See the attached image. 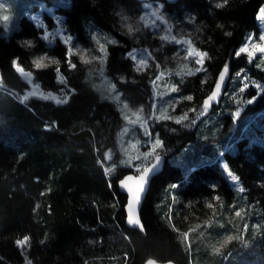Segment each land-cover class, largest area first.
I'll list each match as a JSON object with an SVG mask.
<instances>
[{
	"label": "trees",
	"instance_id": "obj_1",
	"mask_svg": "<svg viewBox=\"0 0 264 264\" xmlns=\"http://www.w3.org/2000/svg\"><path fill=\"white\" fill-rule=\"evenodd\" d=\"M223 2L166 3V13L192 27L196 48L207 53L201 72L174 78L177 95L193 97L184 99L178 111L203 109L225 65L232 75L252 67L247 56L236 58L234 53L247 32L257 29L264 0H228L217 7ZM58 4L57 12L74 43L91 46L97 28L116 37L108 44L107 74L129 105L150 112L155 82L173 46H164L148 30L137 35L118 30L121 12L137 15L141 2L65 0ZM189 15L194 17L191 24L186 20ZM42 31L25 15L11 35L0 25V264H144L149 258L177 264H264V144L251 145L248 133L250 125L264 116V91L237 118L236 127L227 100L234 89L231 78L221 103L202 110L196 126L193 122L187 129L167 120L166 128L161 124L153 128L168 158L185 150L195 153L189 163L168 159L152 180L141 213L144 230H139L127 224V196L120 191L119 181L133 172L120 164L117 149L124 125L122 111L96 89L89 65L77 54L69 58V47L60 39L48 46ZM141 46L149 47L156 60L137 71L128 52ZM45 54L47 66L37 69L34 59ZM15 59L44 88L59 91L68 86L67 102L23 101L21 95L29 86L20 77ZM53 59L58 63H51ZM69 59L75 67L69 66ZM56 68L66 83L59 82ZM255 72L264 81V70ZM208 121L209 131L200 127ZM203 140L207 145L200 148ZM217 142L220 152L214 161L205 160ZM109 150L115 156L108 160ZM222 160L240 178L242 191H236L227 178ZM110 165H116L111 173ZM214 218L239 237L219 252L215 249L226 233L221 234L223 229ZM24 236L30 239L21 248L16 241Z\"/></svg>",
	"mask_w": 264,
	"mask_h": 264
},
{
	"label": "rangeland",
	"instance_id": "obj_2",
	"mask_svg": "<svg viewBox=\"0 0 264 264\" xmlns=\"http://www.w3.org/2000/svg\"><path fill=\"white\" fill-rule=\"evenodd\" d=\"M63 1L65 0H0V25L3 26L6 35H11L13 31L20 26V19L23 15H25L43 30L41 36L46 41L48 46H52L57 39H60L72 50V55H79L81 59L89 65L91 79L93 80L96 89L103 97L117 103L122 111L124 116V125L120 131L117 145V149L121 154L120 164L130 167L132 171L137 174V168L147 167L154 160V155L161 152L166 154V147L163 140L160 138L159 133L153 129L156 125L161 124L166 128L168 125L164 124V121L173 120L176 124H179L184 128L191 129L193 122H195V126L199 123L201 116L200 113L203 112V109L191 107L186 110L178 111V107L180 109L183 108L180 103L183 102L184 98L182 99L181 96L177 95L178 91H172L173 86L177 87L174 80L176 76L195 74L201 72L204 68L205 58L203 59L202 65L194 62L195 59L198 58L196 57L195 52L202 51L196 48L192 39V27L175 17L169 16L166 13V2L164 0H148L141 2L142 11L137 15L128 14L124 11L121 12L120 25L118 28L120 32L137 35L143 30H148L152 38H159L164 46H173V49L170 51L171 53L164 57H168V60H165L162 63V68L159 74L160 77L158 81L155 82L154 105L151 111L148 112L141 106L133 107L129 105V103L123 98L122 93L118 90V86L115 81H113L107 74L106 64L108 44L116 42V37L104 29L97 28V30L93 33L94 42L91 46L86 47L79 43H74L73 37L69 36L67 33L64 25V17L57 12L59 5L58 2ZM262 6H264V4ZM4 16H8L9 19L4 21ZM49 17L52 19V23L49 22ZM186 20L188 24H191L194 21V17L189 15ZM257 21V29L247 32L243 42L237 48L236 52H238L245 43L249 44L250 50L253 44L264 43V41L259 40V36L264 35V21L260 20L258 15ZM173 37H175V39H173ZM181 41H190V43H180ZM189 49L194 50L193 56H189ZM130 53H133L134 56H130ZM128 55L132 59L135 68L137 69V67H139L140 70L145 69L152 61L156 60V56L152 53L149 47L141 46L132 48L128 52ZM243 55L248 57L249 53H242L240 56ZM97 57H100V59H97ZM41 58H43V64L49 59V57L45 54L40 57H36L34 61L40 60ZM141 60H144L145 64H139V61ZM16 62H18L19 68L23 69V72L17 70L20 77L27 82L29 86L28 89L21 95V99L23 101H28L32 98L43 99V97L48 94L58 97L61 101L65 99L68 100V86L61 88L59 91L48 90L42 86L31 71L24 69L17 59L14 60L16 69ZM250 63L254 69L251 66L242 67L236 73H233L234 75H232V78H234V81L232 87L234 89L232 91L229 90L230 92L227 96L228 102L233 107L231 112L235 127L237 126V118L241 115L245 108L249 105H253L259 95L263 92L261 89H257L255 87L256 84L264 87V81L257 75L255 70H264V53L257 52L254 56H252ZM197 69L202 70L197 71ZM60 77H63L62 73L58 74L59 82ZM245 84H247L248 87L243 93H241L240 89L243 88ZM0 87H2L1 73ZM70 91H72V89H70ZM29 93H33V95H29ZM25 96H28L27 100L23 99ZM253 96H255L256 99L251 104L247 103V101L251 100ZM237 112L240 113L239 116L236 115ZM185 113H187V119H182L180 123H177L175 118L183 117ZM259 114L261 115V112ZM165 116L174 118L165 119ZM247 117H251V114L248 113ZM134 121L136 123H133ZM209 125V121L200 123V127L208 131L210 130L209 128H212L211 126L208 128ZM175 129L176 128H174L173 131ZM146 131L150 135H146ZM228 131L229 129L226 132ZM248 133L249 139L252 137L249 140L251 145L254 143L264 144V116L259 121L250 125V131ZM155 138H159L163 142V147L161 149H157L155 153H152L151 143ZM222 141H224L223 138ZM205 142H207V140H203L200 148L206 147L207 143ZM218 144L219 142L210 146L209 151L205 154V160L214 161L217 154L220 152ZM146 153L147 155H145ZM180 153L181 152L177 154ZM194 153L195 152L185 150L180 156H171L168 159L169 162L177 161V163H189L191 162ZM106 156L108 160L114 157V150H109ZM137 157H139V160ZM129 161L130 163H128ZM225 163L226 162L224 160L221 161V165L224 169ZM109 168L114 171L116 165H110L108 169ZM229 172L231 175L236 177H238V175L228 167L225 169V174L235 190L238 192L242 191L243 186L240 178L238 177V180H233L231 175H229ZM237 212H240L239 208L235 209V214ZM214 220L215 222L219 220L217 225H220L223 229L221 234L223 235L226 233L218 243V248L223 249L231 244L233 239L226 244L224 241L227 237L232 236L233 234L228 228L223 226L221 219L214 218ZM221 245H223V247H221Z\"/></svg>",
	"mask_w": 264,
	"mask_h": 264
},
{
	"label": "snow or ice",
	"instance_id": "obj_3",
	"mask_svg": "<svg viewBox=\"0 0 264 264\" xmlns=\"http://www.w3.org/2000/svg\"><path fill=\"white\" fill-rule=\"evenodd\" d=\"M227 3H228V0H224L223 4H218L217 7H223ZM258 18L260 20L264 21V6H262L259 9ZM8 19H9L8 16H4L3 17L4 21H7ZM229 35H230V33H229ZM173 39H175V37H173ZM259 40L260 41H264V35H260L259 36ZM180 43H190V41H181ZM102 51H103V49H102ZM257 52L258 53H264V43H255V44H253L251 46V50L249 48V44L245 43L243 45V47H241L239 49L238 52L234 53V55L236 57H239L242 53H249L248 59L251 60L252 56H254ZM193 54H194V50L189 49V56H193ZM67 55H68L69 58L72 55V50L70 48L68 49ZM129 55L130 56H134L133 53H130ZM195 55L198 58H196L194 62L196 64L202 65L203 64V59L207 56V53H205V52H195ZM42 59L43 58H41L40 60H37V61L34 62L35 63V67L37 69L47 66V65L42 63ZM97 59H100V57H97ZM16 63H17V70L20 71V72H23V69L19 68L18 62H16ZM51 63L55 64V63H58V62L53 59V60H51ZM68 64H69L70 67H75V65L71 64V60L70 59L68 60ZM139 64L143 65V64H145V61L141 60V61H139ZM136 70L139 71L140 68L137 67ZM200 70H202V69H197V71H200ZM59 71H60V69L56 68V72L59 73ZM228 72H229V66L225 65L223 71L220 72V74H219V82L215 86L216 90L213 91L211 93V95H209L207 97V99L203 102V110L204 111H206L211 106V102L214 101L218 97V95L220 93V90H221V87H222V84H223V82L225 80V77L228 74ZM26 75H30V74H26ZM237 75H239V74H237ZM60 82L61 83H66L63 77H60ZM247 87H248V85L245 84L244 87L240 89V92L243 93L244 90ZM255 87L257 89H261V91H264V87H262L259 84H256ZM178 90L179 89L177 87H175V86L172 87V91H178ZM29 95H33V93H29ZM23 99L27 100L28 96H25ZM43 99H45V100H55L56 103H58V104L67 102L66 99L61 101L58 97H55V96H53L51 94H48V95L44 96ZM184 99H186L188 101H191L193 99V97L192 96H187V97H184ZM255 99H256V97L253 96L251 100L247 101V103L251 104ZM236 115L239 116L240 113L237 112ZM164 118L165 119H173L174 117L165 116ZM175 119H176L177 123H180V121L182 119H187V113H185V115L183 117L175 118ZM133 123H136V122L134 121ZM145 134L146 135H150L149 133H147V131L145 132ZM162 147H163V142L159 138H155L152 141V143H151L152 153H155L157 149H161ZM145 155H147V153ZM160 158H161L160 155H158V154L154 155V159H155L156 163L153 164L151 167H143V168H139L138 167L137 168V174L129 175V176H127L124 179L119 181L120 186L127 191V193L129 194V197H130L128 205H127V207H128V215H127L128 223L133 224V225H137L141 230H143V224L140 222L138 217L134 214L133 209H134L135 206L139 205V203L141 201L142 194L145 192L146 186L148 185L149 176L153 172V170L158 166V164L160 162ZM137 159L139 160V157H137ZM128 163H130V161ZM224 167H225V169H227V167H228L227 164H225ZM107 171L111 172V171H113V169L109 168V169H107ZM229 175H231L230 172H229ZM231 178L233 180H238L239 179L238 177H236L234 175H231ZM172 187L175 188V185H173ZM217 199H218V197H217ZM209 207H212V205L210 204ZM236 215L239 216L240 212H237ZM187 235H188V233H184L183 234L184 237H187ZM238 238L239 237L229 236V237H227L225 239L224 243L226 244V243L230 242L232 239H238ZM29 239L30 238L28 236H24L23 239H18L16 241V244L19 245L21 248H23L29 242ZM221 247H223V245H221ZM219 250H220L219 248L215 249V251H217V252H219ZM28 264H31V261H29ZM147 264H156V262L154 260L149 259L147 261Z\"/></svg>",
	"mask_w": 264,
	"mask_h": 264
},
{
	"label": "water",
	"instance_id": "obj_4",
	"mask_svg": "<svg viewBox=\"0 0 264 264\" xmlns=\"http://www.w3.org/2000/svg\"><path fill=\"white\" fill-rule=\"evenodd\" d=\"M137 1H139V2H144V1H148V0H137ZM164 1H165L166 3H176L178 0H164ZM223 69H224V68H223ZM223 69H222L220 72H222ZM219 74H220V73H219ZM219 74H218V77H217V79H216V81H215V83H214V86H213L211 92L205 97L204 101L207 99V97H208L209 95H211V93H212L213 91L216 90L215 86H216V84L219 82ZM231 78H232V70H231V67L229 66V72H228V74H227L226 77H225V80H224V82H223V84H222V87H221L220 93H219L218 97H217L214 101L211 102V106L208 108V110H211V109L213 108V106H215V105H219V104L221 103V101H222L223 97L225 96V93H226V91H227V89H228V86H229V83H230V81H231ZM158 155L161 156V158H160V162H159L158 166L153 170V172H152V173L150 174V176H149L148 185L146 186L145 192L142 194L141 201H140L139 205H138V206H135L134 209H133L134 214L138 217V219L140 220V222H141L142 224H143V221H142V218H141L142 208H143V204H144V202H145V200H146L147 194H148V192H149V189H150V186H151L152 180H153V179H154L159 173L162 172V170L164 169L166 163L168 162V156H167L165 153L161 152V153H159ZM155 163H156V161H155V159H154V160H153V161H152L147 167H151V166H152L153 164H155ZM135 174H136V173L132 172V173L127 174L125 177H127V176H129V175H135ZM125 177H124V178H125ZM124 178H123V179H124ZM120 191H121L123 194H125V195L127 196L126 203H125V211H126V216H127V215H128V207H127V205H128V202H129V198H130V197H129V194L127 193V191H126L125 189H123L121 186H120ZM127 224H128L130 227H132V228H136V229L141 230L137 225H133V224L128 223V220H127ZM143 230H144V225H143ZM149 259L154 260V261L156 262V264H177V263H176L175 261H173V260L159 261V260H157V259H155V258H149ZM149 259H147L146 262H145L144 264H147V261H148Z\"/></svg>",
	"mask_w": 264,
	"mask_h": 264
}]
</instances>
